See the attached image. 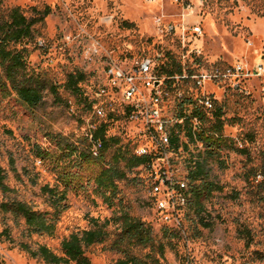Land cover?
Returning <instances> with one entry per match:
<instances>
[{"label":"rangeland","instance_id":"rangeland-1","mask_svg":"<svg viewBox=\"0 0 264 264\" xmlns=\"http://www.w3.org/2000/svg\"><path fill=\"white\" fill-rule=\"evenodd\" d=\"M47 7L52 13L34 27L33 37L13 48L25 51V74L56 86L58 94L47 90L43 103L32 110L15 92L0 94V166L10 188H0V204L27 203L46 214L55 230L31 233L24 219L0 211V234L8 230L11 237L0 238V263L46 264L23 245L32 250L45 246L63 256L64 240L99 226L108 236L86 249L91 264H114L123 251L152 254L163 264H264V0H3L0 22L15 8L31 19ZM144 59L153 60L165 75L185 71L189 79L177 82L176 91L186 99L214 97L215 111L202 118V130L223 115V135L234 150L208 157L185 137L182 149L168 155L170 172L189 188L194 161H205L218 189L204 196L203 209L187 205L176 213L162 211L142 168L128 172L110 204L80 168L77 152L88 149L89 131L101 123L89 102L106 64ZM217 70L226 77L199 84L201 76ZM72 75L85 79L80 93L68 86ZM108 116L114 117L108 120V135L120 141L107 153L108 160L122 146L135 153L147 142L122 110ZM66 148L72 152L59 162L60 149ZM38 149L51 157L41 159ZM246 149L249 156L241 153ZM62 169L74 176L72 184L63 182ZM45 187L66 194V201L56 207ZM123 212L152 227L153 248H115Z\"/></svg>","mask_w":264,"mask_h":264},{"label":"trees","instance_id":"trees-1","mask_svg":"<svg viewBox=\"0 0 264 264\" xmlns=\"http://www.w3.org/2000/svg\"><path fill=\"white\" fill-rule=\"evenodd\" d=\"M3 0H0V4ZM52 13L51 8L47 7L43 12H40L37 18H27L19 8L10 11L8 19L0 22V94L5 95L10 92H15L20 101L28 109L38 108L44 100V94L50 90L54 95L58 94L56 86H50L47 81L40 77L27 76L26 71V57L25 51H18L13 46L21 44L24 40L33 37L34 27L42 22ZM168 76L172 73L166 72ZM182 73V70L180 71ZM82 75H72L68 81V86L73 91L81 92L79 84L84 82ZM1 102V98H0ZM94 105V101L89 102L90 110ZM223 115L219 113L216 115V120L209 130H203L198 134V141L204 144L205 154L208 157L219 156L224 148L234 150L230 146L229 140L224 137L223 130L225 123L222 121ZM114 118L108 116L105 120L97 125L96 130L90 129L87 142L88 149L77 152L78 149L73 150L77 152L80 159V168L86 169L91 175L90 182H94L98 193L105 198L107 202L112 204L113 200L119 194V183L128 178V172L139 169L151 163L149 157H138L128 145L117 149L111 159H107V153L113 146L120 145V141L108 135V120ZM190 140L193 136L190 133ZM177 141V140H175ZM100 142L102 149L98 156H94L93 148L95 143ZM60 161L67 158L66 154H71V149H60ZM41 159L46 160L51 156L43 152L41 149L37 150ZM242 154L249 156V151L243 150ZM65 168V165L63 169ZM62 169V171H63ZM61 178L66 185L72 184L74 176L66 171L61 172ZM6 173L0 166V188L8 192L10 188L6 185ZM191 200H189V208L194 207L203 209V198L212 195L218 188L209 180V170L206 167L205 161H194L192 171L189 174ZM200 182V185L191 187V183ZM264 186V178L262 182ZM48 194H51L52 203L56 207H60L66 201V194L57 195V193L45 187L43 189ZM194 200V202H193ZM199 209V210H201ZM0 211L5 214H13L15 217L25 220L31 233L36 234H52L55 226L47 219V215L35 211L30 205L21 201H10L0 204ZM122 229L115 242V248L121 249L125 244L131 248L149 249L154 247V238L152 227L143 223L142 221L132 217L128 212H123L121 216ZM203 226L210 228V223H205L201 219ZM108 233L102 227H95L93 229L76 233L71 235L62 243L63 256H59L52 252L49 248L42 246L38 250H32L28 245H23V249L28 252L33 258L43 260L46 264H91L86 256V249L95 244L102 243L107 238ZM6 237L11 240L10 233L5 230L0 234V238ZM123 258L119 259L114 264H163L160 259L154 257L152 254H147L144 257L137 256L132 252L123 251ZM2 264V263H0Z\"/></svg>","mask_w":264,"mask_h":264},{"label":"built area","instance_id":"built-area-1","mask_svg":"<svg viewBox=\"0 0 264 264\" xmlns=\"http://www.w3.org/2000/svg\"><path fill=\"white\" fill-rule=\"evenodd\" d=\"M195 33L200 34V28H196ZM237 70L241 72L242 68L238 67ZM221 77L226 75L217 70L214 75L201 76L199 84L214 82ZM188 79L185 71L178 77L160 73L151 59L124 65L109 62L92 107L93 115L98 120L103 121L108 117V112L115 113L120 109L130 123L141 127L140 134L147 142L137 147L135 154L151 158V163L142 167L146 172L143 180L150 188L152 197H160L159 207L167 213H176L186 207L190 197L187 181H177L170 172L168 155L180 151L185 144L184 138L189 137L190 133L194 137L191 142L198 143L205 150L197 137L203 131L202 118L213 114L216 107L214 97L203 95L193 102L176 91L177 82ZM96 128L97 125L91 127L92 130ZM101 149L102 144L95 143L92 150L94 156H98Z\"/></svg>","mask_w":264,"mask_h":264}]
</instances>
